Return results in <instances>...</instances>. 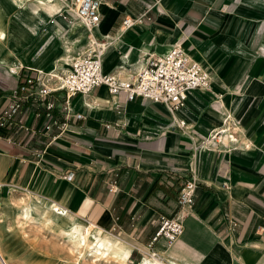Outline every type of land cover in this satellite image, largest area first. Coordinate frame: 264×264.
<instances>
[{
	"label": "crops",
	"instance_id": "obj_1",
	"mask_svg": "<svg viewBox=\"0 0 264 264\" xmlns=\"http://www.w3.org/2000/svg\"><path fill=\"white\" fill-rule=\"evenodd\" d=\"M62 12L61 0H0V110L24 92L27 73L38 70L54 86L48 74L67 68L90 37L102 47L101 71L120 79L146 54L179 42L208 84L189 90L175 111L181 131L168 127L159 103L126 102L99 85L65 106L62 91L38 95L34 83L37 95L0 129L5 200L26 191L37 204H56L134 261L159 218L176 212L177 189L192 174L180 235L153 250L166 264H264V0H101L90 32Z\"/></svg>",
	"mask_w": 264,
	"mask_h": 264
},
{
	"label": "built area",
	"instance_id": "obj_2",
	"mask_svg": "<svg viewBox=\"0 0 264 264\" xmlns=\"http://www.w3.org/2000/svg\"><path fill=\"white\" fill-rule=\"evenodd\" d=\"M62 14L68 17L70 14L74 20L79 22L87 32L92 31L99 22L98 6L101 0H61ZM123 27L131 25V21L123 18ZM188 29V28H187ZM185 29V31H187ZM102 47L90 37L89 43L84 51L70 60L68 67L58 73V77L53 74L48 76L55 80L54 86H45L41 83V72L34 71V74H25L23 86L24 91L20 95H12L9 103L0 110V129L11 127L15 124V113L21 101H25L29 96L37 95L35 90L36 82H39L40 89L38 95H47L54 91H62L64 104L67 106L68 100L75 94H87L93 88L103 85L108 94L114 95L123 92L124 101H130L133 97H139L142 101L159 103L164 106L171 119L168 124L170 128H178L181 131L185 128L182 119L174 116L175 111L180 109L186 99L187 92L194 88H204L208 84V75L205 68L198 62L191 59L183 50L179 42L171 44L163 53L150 52L141 59L135 73L130 79H120L111 73L101 71ZM14 68L11 70V72ZM52 107V100L45 103V108ZM78 118V115L74 116ZM66 121H62L59 127L62 129ZM222 132L223 129H220ZM195 135L194 132L191 133ZM191 135V139L193 138ZM231 137V134H228ZM212 138V137H211ZM211 138H202L200 144H208ZM198 144L193 146L196 149ZM223 168L219 167L218 173L222 174ZM71 174L65 175L70 179ZM196 180L191 174L189 178L182 181L177 189L176 201L178 208L171 216H161L159 221L144 243V247L136 248L140 257L144 254L149 257H159L153 250V245L158 239H163L167 245L173 243L182 231V220L187 214L192 202ZM109 191L116 192L117 185L114 181L109 186ZM127 264H137L133 260H127Z\"/></svg>",
	"mask_w": 264,
	"mask_h": 264
},
{
	"label": "rangeland",
	"instance_id": "obj_3",
	"mask_svg": "<svg viewBox=\"0 0 264 264\" xmlns=\"http://www.w3.org/2000/svg\"><path fill=\"white\" fill-rule=\"evenodd\" d=\"M23 192L19 197H13L11 207L5 203V192L0 189V210L4 209L9 214L0 221L3 246L0 248V264H79V243L51 224L37 222L33 217L24 219L20 212L17 214L28 199L26 191ZM87 251L80 264H121L110 255L95 257ZM143 256L149 257L138 254L134 262L138 264ZM123 264H127V260Z\"/></svg>",
	"mask_w": 264,
	"mask_h": 264
},
{
	"label": "bare ground",
	"instance_id": "obj_4",
	"mask_svg": "<svg viewBox=\"0 0 264 264\" xmlns=\"http://www.w3.org/2000/svg\"><path fill=\"white\" fill-rule=\"evenodd\" d=\"M200 64H202L200 62ZM58 77L57 74L51 73ZM5 192V188H1ZM7 200V199H6ZM5 203L13 206V202L6 201ZM22 218L33 219L37 222L51 224L57 230L66 233L73 241H76L80 245L78 263L80 264L83 259L85 251H91L95 257L113 256V258L123 264L126 261L128 249L119 244L115 243L105 233L98 232L90 224L81 222L80 220L72 217L68 212L64 211L56 204L42 203L37 204L30 196L23 204V208L18 210ZM7 214L6 210H0V221ZM45 225V224H44ZM51 229V228H50ZM2 240L0 237V248L2 246ZM87 251V252H88ZM106 258V257H105ZM148 259L142 260L141 264H166L160 256L159 257H147ZM152 258V259H151Z\"/></svg>",
	"mask_w": 264,
	"mask_h": 264
}]
</instances>
